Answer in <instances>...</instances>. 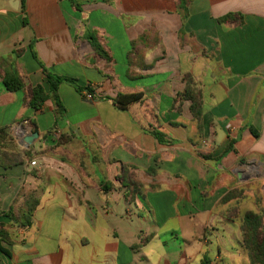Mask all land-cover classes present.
<instances>
[{"label":"crops","instance_id":"crops-1","mask_svg":"<svg viewBox=\"0 0 264 264\" xmlns=\"http://www.w3.org/2000/svg\"><path fill=\"white\" fill-rule=\"evenodd\" d=\"M76 2L80 11L70 0H0V58L15 62L27 86L47 88L34 50L50 73L95 92L62 84L66 114L57 121L53 101L35 112L0 75V157L30 154L0 165L8 237L0 236V264H251L241 224L249 211L264 220V0H194L184 23L177 0ZM229 13L244 24L217 22ZM87 32L111 68L90 63ZM143 35L139 62L151 68H135L144 77L131 80L128 54ZM185 75L202 92L201 124L177 97ZM138 92L143 103L126 112L108 99ZM26 120L32 130L16 136ZM153 129L173 142L160 144ZM31 195L40 205L24 228L4 213L18 215Z\"/></svg>","mask_w":264,"mask_h":264},{"label":"trees","instance_id":"trees-1","mask_svg":"<svg viewBox=\"0 0 264 264\" xmlns=\"http://www.w3.org/2000/svg\"><path fill=\"white\" fill-rule=\"evenodd\" d=\"M194 0H177L178 13L181 16L183 23L189 18V6ZM72 6L80 11V5L76 0H70ZM221 25L230 26H240L244 24V16L241 13H229L217 20ZM24 25H28L27 18H24ZM180 34H184V29L182 28ZM86 39L89 41L94 56L90 63L92 65L96 64L99 60H104L107 66L111 68L114 63V59L108 52L104 44L100 41V38L91 32L85 33ZM148 36L143 35L138 40L132 42V50L128 54L129 70L127 72V78L131 80L143 78L144 75L137 73L135 70L140 68L142 70H148L151 67L142 65L139 62V56L141 53V47L147 42ZM32 49V48H31ZM22 53L21 50L15 51V56L18 57ZM33 57L38 61L43 69L45 75V82L47 88L43 85L37 86H27L25 82V77L22 76L17 68L16 64L12 60L6 58H0V75L5 88L12 93L23 91L25 93L24 106L33 109L35 112H42L47 101H53L56 105L55 116L56 120L64 119L66 114V108L59 96V87L62 84H68L72 86L79 94L86 95L87 97L94 98L95 92L91 86L83 87L79 85L78 81L74 78L67 76H57L50 73L47 68L40 62L34 50H32ZM112 79V77H110ZM185 90L183 93L178 94V98L189 101L191 103L190 110L195 120L200 124L203 115V96L201 90L198 88L194 79L190 75H185ZM144 94L138 93H118L115 98L110 99L119 111L126 112L132 105L141 104L144 101ZM148 132L160 143V144H170L173 141L167 137L163 132L153 129L148 130ZM6 131L1 130L0 134H4ZM257 137L258 134L254 132ZM69 140V137L62 136L59 139V145H64ZM30 156L29 152H24L23 154L18 153H3L0 157L1 167L7 169L9 167L21 165L25 162V159ZM0 175V181H1ZM238 192L233 191L229 193L223 199V202H228L235 198ZM39 200L31 195L29 196L23 205V208L19 210V214L15 215L13 212L14 208L10 212L4 213L7 217L15 220L22 227L28 228L32 224V217L36 209L39 207ZM1 215V213H0ZM231 217V215H230ZM241 230L243 233V242L245 248L248 252L251 264H264V220L261 214L254 212H247L241 224ZM6 231L3 227H0V236L3 239H7ZM151 236L141 240L140 244L137 246H142L147 242Z\"/></svg>","mask_w":264,"mask_h":264},{"label":"built area","instance_id":"built-area-1","mask_svg":"<svg viewBox=\"0 0 264 264\" xmlns=\"http://www.w3.org/2000/svg\"><path fill=\"white\" fill-rule=\"evenodd\" d=\"M232 128V125L229 124L227 126V129H231ZM32 130V123L29 121V120H26L24 121L21 125L17 126L16 128H14L13 132L16 133V134H23L24 132L25 133H28ZM57 137H59V133H56L55 134ZM32 166H35L36 165V162H32L31 163Z\"/></svg>","mask_w":264,"mask_h":264},{"label":"water","instance_id":"water-1","mask_svg":"<svg viewBox=\"0 0 264 264\" xmlns=\"http://www.w3.org/2000/svg\"><path fill=\"white\" fill-rule=\"evenodd\" d=\"M39 138V133L38 132H33L32 134L28 135L25 138V142L27 143L28 147H30L35 140Z\"/></svg>","mask_w":264,"mask_h":264},{"label":"rangeland","instance_id":"rangeland-1","mask_svg":"<svg viewBox=\"0 0 264 264\" xmlns=\"http://www.w3.org/2000/svg\"><path fill=\"white\" fill-rule=\"evenodd\" d=\"M15 134V133H14ZM17 136V134H15Z\"/></svg>","mask_w":264,"mask_h":264}]
</instances>
